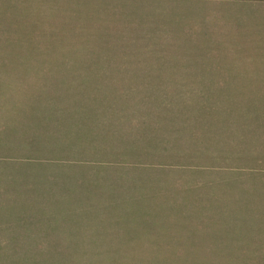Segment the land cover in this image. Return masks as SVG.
<instances>
[{
  "label": "rangeland",
  "instance_id": "rangeland-1",
  "mask_svg": "<svg viewBox=\"0 0 264 264\" xmlns=\"http://www.w3.org/2000/svg\"><path fill=\"white\" fill-rule=\"evenodd\" d=\"M0 264H264V0H0Z\"/></svg>",
  "mask_w": 264,
  "mask_h": 264
},
{
  "label": "crops",
  "instance_id": "crops-1",
  "mask_svg": "<svg viewBox=\"0 0 264 264\" xmlns=\"http://www.w3.org/2000/svg\"><path fill=\"white\" fill-rule=\"evenodd\" d=\"M7 21L9 22V21H12V20H7ZM14 33H15V32H14Z\"/></svg>",
  "mask_w": 264,
  "mask_h": 264
}]
</instances>
